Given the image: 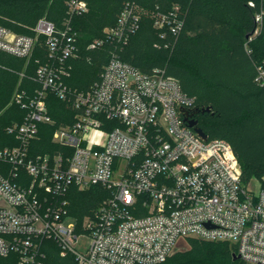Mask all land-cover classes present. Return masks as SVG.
Here are the masks:
<instances>
[{
	"label": "built area",
	"instance_id": "1",
	"mask_svg": "<svg viewBox=\"0 0 264 264\" xmlns=\"http://www.w3.org/2000/svg\"><path fill=\"white\" fill-rule=\"evenodd\" d=\"M86 11L87 0H71L61 28L41 18L32 36L0 26V54L29 59L36 45L44 52L28 77L36 87L13 95L23 119L6 128L0 145V264H56L55 257L59 264H160L189 239L227 243L244 263L264 264V188L242 183L226 141H203L187 127L180 109H194V99L175 77L142 73L117 53L142 8L126 4L115 25L87 44V51L113 46L98 80L85 91L67 84L79 57L69 22ZM263 19L260 0L254 34ZM152 20L162 37L183 28L178 6ZM49 95L72 113L65 123L55 126ZM91 186L107 197L79 223L67 194ZM82 238L88 244L79 250Z\"/></svg>",
	"mask_w": 264,
	"mask_h": 264
},
{
	"label": "trees",
	"instance_id": "2",
	"mask_svg": "<svg viewBox=\"0 0 264 264\" xmlns=\"http://www.w3.org/2000/svg\"><path fill=\"white\" fill-rule=\"evenodd\" d=\"M69 1L0 0V26L32 36L36 22L46 18L61 28L69 18ZM249 1L256 3L255 8L248 6ZM126 4L145 12L128 43L117 49L121 60L142 73L158 69L175 77L182 91L194 99L195 108L208 109L194 116L197 125L209 140L229 144L242 183L255 179L264 188V77H259L260 70L264 71V19L258 33H253L260 0H87V11L73 15L69 22L79 48V57L71 61L69 86L85 91L98 80L113 46L95 51H87L86 46L115 25ZM175 6L183 19L182 31L177 37L167 33L162 37L153 27L152 16ZM43 59L44 52L37 45L29 59L0 54V145L9 138L6 128L24 116L13 93L36 87L28 77ZM47 107L55 126L72 116L53 95L48 96ZM53 129L49 126L41 134L42 144H50ZM106 197V190L99 186L72 187L67 194L69 215L81 223ZM187 243L188 250L173 253L160 264H246L232 259L235 249L230 244L193 239ZM58 261L55 257L54 262Z\"/></svg>",
	"mask_w": 264,
	"mask_h": 264
},
{
	"label": "water",
	"instance_id": "3",
	"mask_svg": "<svg viewBox=\"0 0 264 264\" xmlns=\"http://www.w3.org/2000/svg\"><path fill=\"white\" fill-rule=\"evenodd\" d=\"M207 111L208 109H197V108H194L191 111H185L183 109H180V112L183 114V121L185 122L187 127L192 129L197 134V136H199L203 141L207 139V136L203 133V131L197 125V121L194 119V116L198 113H203ZM232 259L237 260L239 259V257L233 254Z\"/></svg>",
	"mask_w": 264,
	"mask_h": 264
},
{
	"label": "rangeland",
	"instance_id": "4",
	"mask_svg": "<svg viewBox=\"0 0 264 264\" xmlns=\"http://www.w3.org/2000/svg\"><path fill=\"white\" fill-rule=\"evenodd\" d=\"M28 63H26V61H25V66L27 65ZM19 77H20V73H19ZM16 91V90H15ZM15 93V92H14ZM14 93H13V95H14ZM13 97V96H12ZM257 186H258V184H257V182L256 181H254V180H252L251 182H249L248 183V187L250 188V189H252V190H255L256 188H257ZM188 241V240H187ZM187 241H179L178 243H177V245L175 246V248H174V251H173V253H175V252H185L186 250H188L189 249V246H188V243H187ZM88 244V240L87 239H85V238H82V239H80V243H79V247H78V249L79 250H83L85 247H86V245ZM172 253V254H173Z\"/></svg>",
	"mask_w": 264,
	"mask_h": 264
},
{
	"label": "crops",
	"instance_id": "5",
	"mask_svg": "<svg viewBox=\"0 0 264 264\" xmlns=\"http://www.w3.org/2000/svg\"><path fill=\"white\" fill-rule=\"evenodd\" d=\"M252 180H254V181L257 182V184H258L257 188H258V187L260 186L259 182H258L257 180H255V179H252ZM252 180H250L249 182H251ZM249 182H248V183H249ZM263 183H264V177H263ZM257 188H256V189H257ZM256 189H255V190H256Z\"/></svg>",
	"mask_w": 264,
	"mask_h": 264
},
{
	"label": "flooded vegetation",
	"instance_id": "6",
	"mask_svg": "<svg viewBox=\"0 0 264 264\" xmlns=\"http://www.w3.org/2000/svg\"><path fill=\"white\" fill-rule=\"evenodd\" d=\"M195 119V118H194Z\"/></svg>",
	"mask_w": 264,
	"mask_h": 264
}]
</instances>
